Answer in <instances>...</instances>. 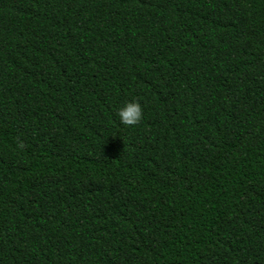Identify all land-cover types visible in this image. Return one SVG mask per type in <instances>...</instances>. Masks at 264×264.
<instances>
[{"label": "trees", "instance_id": "trees-1", "mask_svg": "<svg viewBox=\"0 0 264 264\" xmlns=\"http://www.w3.org/2000/svg\"><path fill=\"white\" fill-rule=\"evenodd\" d=\"M0 264H264V0H0Z\"/></svg>", "mask_w": 264, "mask_h": 264}, {"label": "clouds", "instance_id": "clouds-1", "mask_svg": "<svg viewBox=\"0 0 264 264\" xmlns=\"http://www.w3.org/2000/svg\"><path fill=\"white\" fill-rule=\"evenodd\" d=\"M119 122L127 127L138 125L143 119V109L141 103L136 99L126 101L116 113Z\"/></svg>", "mask_w": 264, "mask_h": 264}]
</instances>
